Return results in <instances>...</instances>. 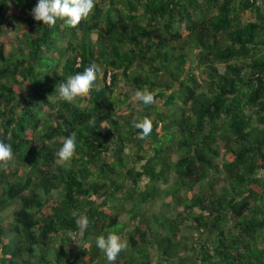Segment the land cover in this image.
Wrapping results in <instances>:
<instances>
[{
  "label": "trees",
  "instance_id": "1",
  "mask_svg": "<svg viewBox=\"0 0 264 264\" xmlns=\"http://www.w3.org/2000/svg\"><path fill=\"white\" fill-rule=\"evenodd\" d=\"M36 3L0 0V264H99L109 232L112 264H264V0H95L71 28ZM90 62L96 87L60 97ZM143 89L157 103L131 110Z\"/></svg>",
  "mask_w": 264,
  "mask_h": 264
},
{
  "label": "clouds",
  "instance_id": "2",
  "mask_svg": "<svg viewBox=\"0 0 264 264\" xmlns=\"http://www.w3.org/2000/svg\"><path fill=\"white\" fill-rule=\"evenodd\" d=\"M94 3L95 0H37L36 5L31 9V15L36 21L43 22L44 25H55L57 20H61L67 27L71 28L89 13ZM100 71L98 65L90 62L83 68L68 73L64 79L60 80L55 91L60 97L68 100L76 97L79 93H87L96 87ZM135 97L145 106L156 103L155 96L147 89L137 90ZM133 127L139 130L137 133L138 138L145 140L152 132L153 125L151 119L144 118L135 121ZM77 147L76 133L73 132L63 138L56 152L60 158L67 159L74 154ZM13 160L12 146L0 141V164H6ZM73 215L76 216L78 213L74 212ZM76 223L82 234L88 225L87 217L81 215ZM95 244L105 254L109 264H112L126 248V241L116 232L98 236Z\"/></svg>",
  "mask_w": 264,
  "mask_h": 264
},
{
  "label": "rangeland",
  "instance_id": "3",
  "mask_svg": "<svg viewBox=\"0 0 264 264\" xmlns=\"http://www.w3.org/2000/svg\"><path fill=\"white\" fill-rule=\"evenodd\" d=\"M9 36L11 37V38H14L16 35H15V33L12 31L11 33H9ZM93 38L95 39V36L93 35ZM10 50H11V47L10 46H5V53L6 54H9V52H10ZM191 65H188V67H191L192 65H194L195 64V61H194V59H192L191 61ZM221 71H222V67H221V69H220ZM196 74L198 73V71L196 70V72H195ZM102 77V75L101 74H99L98 75V80H100V78ZM97 82V81H96ZM97 85V84H96ZM28 95H30L29 93H27ZM33 99H36V98H33ZM131 110L132 109H134V111H141L142 109H143V103L142 102H140L139 100H137L135 97H133L132 98V100H131ZM157 103V102H156ZM126 108V107H125ZM126 110L129 112L130 110L128 109V108H126ZM144 145L145 146H148V143H146V142H144ZM131 153H132V151H130ZM147 181H144L143 183H146ZM196 190H198V189H196ZM216 191L218 192L219 191V187H216ZM53 198L54 199H57L58 197H59V195H60V192L59 191H55V192H53ZM193 195V192H191V193H189L188 194V197H191ZM165 203H168V202H170V198H167L165 201H164ZM160 204H161V202H156V203H154L152 206H151V210L153 211V212H158V211H160L161 210V208H160ZM14 207L13 206H11L10 205V207L8 208V213L6 214H1V216H2V219L0 218V220H3V221H10L11 220V217H10V214L13 212V209ZM171 212H170V214L171 215H173V216H175V215H177L178 213H180L181 211H182V208L181 207H177V206H174L173 205V207L171 208ZM121 220H122V222H125L126 220H127V217L125 216V215H123L122 217H121ZM129 229V228H128ZM189 235H191V236H196V232H194L193 230H184L183 232H181L180 233V237H183V236H189ZM99 264H109V262L107 261V259H104L103 261H101Z\"/></svg>",
  "mask_w": 264,
  "mask_h": 264
}]
</instances>
